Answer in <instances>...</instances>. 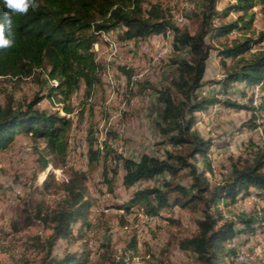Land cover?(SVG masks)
Wrapping results in <instances>:
<instances>
[{
	"label": "trees",
	"instance_id": "1",
	"mask_svg": "<svg viewBox=\"0 0 264 264\" xmlns=\"http://www.w3.org/2000/svg\"><path fill=\"white\" fill-rule=\"evenodd\" d=\"M200 1L202 8L195 14L199 29L195 34L175 23L171 9L160 3L145 6L144 0H40L38 10L30 8L27 14L13 16L15 43L11 48L0 49V77L37 74L46 95L36 96L25 109L15 108L10 103L0 104V150L8 147L18 133L42 139L45 154L42 153L39 160V170H45L49 163L46 155L66 154L67 131L72 123L65 115L36 105L46 97L60 96L62 100H70L82 87L85 98L92 96L95 86L101 82L104 67L97 60L94 49L103 32L119 29L118 38L137 42L171 31L174 51L188 48L190 53L189 58L172 61L176 65L177 78L173 80V87L177 94L170 86L155 88L150 83L139 86L142 91L147 88L157 91L163 105L159 130L181 151L168 150L164 158L149 154H143L139 160L126 158L116 155L107 142L104 150L95 147V131L90 130L89 166L100 164L104 181L111 188L119 174V166L123 170L122 184L126 189L168 172L172 175L171 181H164L162 187L138 188L118 207L130 211L138 206L143 213L155 216L162 212L172 216L178 207L201 208L203 216L198 221V231L179 240V249L193 252L199 264H233L235 251L229 242L243 233L251 235L264 228V143L253 142L250 156L233 161L229 176L212 184L206 173L214 171L210 159L214 145L195 126L199 121L198 113L219 104L253 111L261 121L256 122L253 117L248 125L253 130L259 125L264 127V48L253 50L264 41V29L255 27V8L264 10V0H236L227 5H221L222 0ZM5 11L3 0H0V22H3ZM233 12L237 14L235 18L231 17ZM207 37L210 42L206 41ZM212 49L218 50L224 72L217 80L205 79ZM120 70L131 77L130 69L120 67ZM236 83L244 84L241 91L243 97L248 98L247 103L229 99L228 92ZM215 84L221 85L219 92H201L203 87ZM257 85L262 94L260 104L255 106L253 89ZM183 170L188 172L189 186L176 181ZM89 174L86 170L73 169L66 180L57 181L54 186L49 179L44 181V187H53L61 194V199L52 209L39 203L27 214L29 224L39 222L50 230L44 242L45 256L41 264L91 263L93 251L88 247L67 252L61 258L53 255L60 240H83L86 230L92 227L89 216L93 203L86 195ZM252 195L258 202L248 211L224 213L225 207L238 205ZM166 218L174 221L172 217ZM139 245L136 237L129 241L127 250L132 257ZM100 257L110 264L128 263L126 255L116 263L108 254Z\"/></svg>",
	"mask_w": 264,
	"mask_h": 264
},
{
	"label": "rangeland",
	"instance_id": "2",
	"mask_svg": "<svg viewBox=\"0 0 264 264\" xmlns=\"http://www.w3.org/2000/svg\"><path fill=\"white\" fill-rule=\"evenodd\" d=\"M235 1L222 0L220 4L227 5ZM147 3H160L171 9L175 15V23L180 28L191 34L197 33L199 21L195 14L202 8L200 0H144L145 6ZM255 9V27L264 29V10L261 11L259 7ZM236 15L235 12L231 13L233 18ZM172 38L171 31L166 35H154L148 40L141 39L137 42L120 39L117 34L115 39L120 42V46L116 53L111 51V60L108 61L109 53L105 50L107 43L101 36L99 42L102 50L97 49L95 52L97 60L104 67L101 82L95 86L92 96L85 98L82 87L70 100H62L60 96L46 97L36 105L52 113L65 115L72 123L67 131L66 154L46 155L49 163L45 170H39V160L42 153L45 154V141L42 139L18 133L8 147L0 150V264H41L45 256L44 242L50 230L39 222L29 224L27 214L37 208L39 203L45 208H54L60 201L61 194L53 187L45 188L43 183L49 179L54 186L57 181L66 180L73 169L90 173L86 195L93 203L89 216L92 227L86 230L83 240H60L54 248V256L61 258L67 252L81 251L88 247L93 251L90 264H110L100 257L103 254L110 255L115 263L126 255L127 264H199L193 252L179 249L178 241L198 231V221L203 216L201 208L178 207L172 216H166L167 213L162 212L150 219L138 206L130 211L118 207L136 189L162 187L164 181L173 179L172 175L165 172L126 189L122 184L123 170L119 166V174L111 188L104 181L102 166H89L87 153L90 130L95 131V147L100 149L101 144L103 150L107 142L116 155L126 158L139 160L143 154L164 158L168 150L181 151L180 147H175L159 130L163 105L158 100L157 91L152 88L142 91L139 86L150 83L155 88L170 86L174 90L173 80L177 78V72L172 61L176 58H189L190 53L188 48L175 52ZM206 41L210 42V39L207 37ZM214 45L217 44L214 42ZM259 48H264V41L254 46L253 50ZM220 60L218 50L212 49L205 79L217 80L223 77ZM120 67L130 69L131 77L122 72ZM106 71L111 72V85L103 76ZM241 87L240 83L234 84L228 97L247 103L248 98L243 97ZM220 90L221 85L215 84L203 87L201 92L213 94ZM174 93L177 94L175 90ZM43 95H46V89L38 83L37 74L31 77H0V104L3 106L10 103L15 108L25 109L36 96ZM66 108L72 111L68 113ZM255 115L248 109L219 104L206 112L198 113L199 121L195 128L201 135L211 139L214 145L210 154L214 171L206 173L212 184L229 176L232 162L239 157H249L254 149L253 142L258 144L254 128L248 125ZM254 120L261 121L257 117ZM262 128L264 129L263 126ZM109 163L114 166L113 161L110 160ZM198 165L202 167L201 163ZM187 173V170H183L176 181L189 186ZM109 175H112L111 169ZM255 198L250 196L242 199L238 205L225 207L224 213L231 215L236 211H248L258 202L256 196ZM166 217H172L174 221ZM78 228L79 225L76 230ZM251 235L243 233L241 238L239 236L234 239H241L239 243H250L248 236ZM254 236V242L250 243L254 258L249 264H264V228L254 233ZM132 237L140 242L133 257L127 250ZM231 242L232 240L229 246L235 251ZM233 264H242L236 263L235 254Z\"/></svg>",
	"mask_w": 264,
	"mask_h": 264
},
{
	"label": "bare ground",
	"instance_id": "3",
	"mask_svg": "<svg viewBox=\"0 0 264 264\" xmlns=\"http://www.w3.org/2000/svg\"><path fill=\"white\" fill-rule=\"evenodd\" d=\"M169 31V30H168ZM113 33H119V29H117V30H113V31H105V32H103L102 33V37L104 38L103 40L105 41V43H107V48L105 49V50H107V52L109 53V56L107 57V60L108 61H110L111 60V51L112 52H115L116 53V51L118 50V47L120 46V42L119 41H117L116 39H115V37L116 36H106V35H109V34H113ZM147 40H148V38H147ZM98 43H99V41L98 42H96L95 43V46H94V49L95 50H97V46H98ZM133 43V42H132ZM149 44V43H148ZM134 46V45H133ZM145 46V45H144ZM107 54V53H106ZM105 78H106V80H108V82L110 83V85H111V79H112V77H111V72L110 71H106L105 73H104V75H103ZM114 86V85H113ZM240 86H244V84L243 83H240ZM110 91V90H109ZM261 94H262V89H261V87L260 86H255L254 87V89H253V96H254V98H253V104L255 105V106H258L259 104H260V102H261ZM255 133H256V135L258 136L257 137V140H256V142L258 143V144H262V143H264V129L261 127V126H258L257 128H255ZM100 149L102 150V146H101V144H100ZM104 150V149H103ZM252 198H254V199H256L255 198V196L254 195H252L251 196ZM148 217L150 218V219H154L155 218V216L154 215H148ZM149 220V219H148ZM157 220V219H156ZM255 232H257V231H255ZM243 235V234H242ZM249 235V234H248ZM256 235V234H255ZM239 237V236H238ZM245 237V236H244ZM239 238H241V236L239 237ZM248 238L250 239V243H252V242H254L253 240H254V238H256V236H254V234H253V236L251 235V237L250 236H248ZM245 239V238H244ZM243 239V240H244ZM247 239V238H246ZM239 240H241V239H239ZM239 240H232V242H231V247L232 248H234L235 249V261H236V263H242V264H249L250 262H251V260L254 258L253 257V254L251 253V251H250V246H252V245H250V243H239L238 241ZM248 240V239H247ZM256 240V239H255ZM257 245V244H256ZM260 244H258L257 246H259ZM262 245V244H261ZM261 248H262V246H261ZM254 249V248H253ZM264 249V248H263ZM253 251V250H252ZM261 252V251H260ZM262 253V252H261ZM255 256V255H254ZM258 256V255H257ZM262 257V256H261ZM264 257V256H263ZM257 259H259V258H257Z\"/></svg>",
	"mask_w": 264,
	"mask_h": 264
},
{
	"label": "clouds",
	"instance_id": "4",
	"mask_svg": "<svg viewBox=\"0 0 264 264\" xmlns=\"http://www.w3.org/2000/svg\"><path fill=\"white\" fill-rule=\"evenodd\" d=\"M3 5L6 11L3 14V22H0V49H8L15 43L12 33L13 16L27 14L30 8L33 11L38 10L40 0H3Z\"/></svg>",
	"mask_w": 264,
	"mask_h": 264
},
{
	"label": "built area",
	"instance_id": "5",
	"mask_svg": "<svg viewBox=\"0 0 264 264\" xmlns=\"http://www.w3.org/2000/svg\"><path fill=\"white\" fill-rule=\"evenodd\" d=\"M117 34H118V33H113V34H109V35H106V36H108V37H109V36H117ZM98 45H100V44L98 43Z\"/></svg>",
	"mask_w": 264,
	"mask_h": 264
},
{
	"label": "crops",
	"instance_id": "6",
	"mask_svg": "<svg viewBox=\"0 0 264 264\" xmlns=\"http://www.w3.org/2000/svg\"><path fill=\"white\" fill-rule=\"evenodd\" d=\"M99 44H100V42H99ZM96 48H97L98 50H102V48H101L100 45H98Z\"/></svg>",
	"mask_w": 264,
	"mask_h": 264
}]
</instances>
